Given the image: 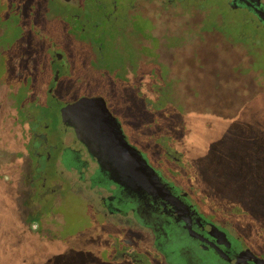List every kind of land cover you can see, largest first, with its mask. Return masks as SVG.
<instances>
[{
    "label": "rangeland",
    "instance_id": "1",
    "mask_svg": "<svg viewBox=\"0 0 264 264\" xmlns=\"http://www.w3.org/2000/svg\"><path fill=\"white\" fill-rule=\"evenodd\" d=\"M9 2L12 9L24 6L23 12L30 13L32 20L24 30L15 16L3 23L0 20V264H97L86 246L96 248L91 242L95 233L88 224L98 221L92 209L101 211L99 197L87 180L89 171L83 180L73 171H62L70 186L49 185L47 180L55 178L51 163H36L27 145L31 134L42 131L46 122L48 143L56 144L63 128L60 108L81 97L103 98L110 113L121 121L127 143L150 165L156 155L178 146L175 149L185 155L183 161L196 178L198 193L214 203L213 210L236 207V213L255 225L250 226L253 233L264 235L258 227L264 220V73L235 71L234 67L246 64L244 47L234 50L213 33L215 43L207 36L206 44L199 46L210 56L204 65L212 66L211 72H170L166 81L164 73L158 76L148 66L141 75L128 79L123 64L128 62L129 44L141 43L136 31L127 30L128 24L121 22L110 35L108 27L96 21L105 12L96 9L88 16L99 23L96 26L84 22L87 15L80 10L72 12L80 17L69 26L67 9L58 0ZM148 14L153 24L149 32L143 30L141 39L156 36L158 55L168 59L169 42H178L168 39L175 32L169 14ZM176 18L196 22L199 17L183 14ZM224 28L217 26L216 30L223 32ZM136 30L140 32L139 27ZM108 35L119 41L109 44ZM238 38L233 35L228 41L235 43ZM259 39L261 59L264 38ZM50 49L62 52V67L60 62L50 65ZM14 69L31 70L29 78L15 77ZM56 70L60 77L51 85ZM145 74H150V82L143 80ZM156 82L162 84L160 88ZM18 84L22 93L30 87L26 98L34 103L27 104L21 116L14 108L13 85ZM159 113L164 116L158 119ZM169 133L172 138L166 136ZM62 136L65 145L79 147L71 129H65ZM92 167L90 163V171ZM190 171L186 174L192 175ZM51 189L55 195L49 196ZM106 196L102 191L100 197Z\"/></svg>",
    "mask_w": 264,
    "mask_h": 264
},
{
    "label": "flooded vegetation",
    "instance_id": "2",
    "mask_svg": "<svg viewBox=\"0 0 264 264\" xmlns=\"http://www.w3.org/2000/svg\"><path fill=\"white\" fill-rule=\"evenodd\" d=\"M91 1L58 0V3L67 9L68 17L65 22L69 26L79 21L80 17L72 12L80 10L87 15L84 22L96 26L99 23L94 22L100 21L108 27L110 35L116 32L114 27L122 24L121 22L128 24L127 30L137 32L136 39L139 38L141 43L136 40L130 42L128 62L123 64L128 79L130 76L141 75V71L148 66L154 67L158 76L164 73L166 81H169L167 76L170 72L184 74L195 72L196 69L211 72L212 66L204 65L206 58L209 59L210 56L201 52L199 46L206 44L204 38L207 36L209 42L215 43L213 33L219 34L222 42L234 47V50L238 46L244 47L246 64L234 67L235 71L264 73V58H259L262 50L257 45L259 38H264V0H218V3H212V0ZM94 9L105 12L96 21L93 17H88ZM154 11L168 13L169 25L174 26L172 30L175 32H171L167 38L177 39L178 42H169L171 51L168 59L158 55L160 42L156 36L150 35V40H142L140 36L143 30L149 32L151 29L153 19L148 13L153 14ZM183 14L199 18L196 22H192L193 18H176ZM206 24L211 25L209 29L203 28ZM80 25L84 23L81 22ZM217 26L225 27L223 32L217 31ZM137 27L140 32L136 30ZM188 29L194 33L189 35L185 32ZM110 35L107 36L109 44L117 42V38L109 39ZM233 35L240 37L235 43L228 41ZM180 39L182 40L179 41ZM119 52L122 54L123 50ZM48 54L50 65L54 66L57 62H60L61 67L64 65V56L60 50L50 49ZM195 58L198 59L197 62ZM54 73L51 85L57 83L60 77L59 70ZM149 76L150 74H145L142 78L150 82ZM155 85L160 88L162 84L156 82ZM150 108L156 109L152 106ZM158 115V119L164 116L160 113ZM117 120L124 134L123 125ZM46 123L47 125H41L42 131L31 134L27 141L28 150L32 151L36 163H51L52 176L55 178L47 180L49 185L61 182L62 185L70 186V180L62 177V171H73L80 180L89 171L87 180L90 189L99 197L101 206V211L91 208L98 221L90 220L88 224V228L95 233L91 242L96 248L86 245L87 253L95 263L264 264V235L254 234L253 228L246 231L247 228L238 227L229 218H224L221 211L213 210L214 203L208 202L198 193L196 178L190 171L188 162L183 161L185 155L175 149L178 146L156 155L151 165L137 150L153 170L154 182L150 185H138L119 180L123 183L121 184L111 179V176L115 177L111 171V163L92 155L77 139L71 126L63 124V128L59 129L57 143L49 144L46 135L49 123ZM67 128L73 131L78 148L65 145L62 133ZM171 135L169 133L166 136L172 138ZM90 163L94 165L91 171ZM187 170L192 175L186 174ZM62 187H59V192ZM102 191L107 194L106 197H100ZM48 195H55L53 189Z\"/></svg>",
    "mask_w": 264,
    "mask_h": 264
},
{
    "label": "water",
    "instance_id": "3",
    "mask_svg": "<svg viewBox=\"0 0 264 264\" xmlns=\"http://www.w3.org/2000/svg\"><path fill=\"white\" fill-rule=\"evenodd\" d=\"M63 124L71 126L79 141L88 151L111 163L115 182H135L150 185L153 170L139 155L136 148L125 140L117 119L108 110L101 97H81L60 108ZM123 184V183H121Z\"/></svg>",
    "mask_w": 264,
    "mask_h": 264
},
{
    "label": "trees",
    "instance_id": "4",
    "mask_svg": "<svg viewBox=\"0 0 264 264\" xmlns=\"http://www.w3.org/2000/svg\"><path fill=\"white\" fill-rule=\"evenodd\" d=\"M45 3V0H43L42 4ZM0 12H2V16H0V20H2L1 22H5L6 19H8L9 17H13L14 16L16 17L15 20H18L19 21V27L21 28V30H24V28H27V24L28 22H30L31 19V14L30 13H25L23 12V8L25 9L24 6L22 7H14L13 9L11 8V4L8 0V2H4L3 0H0ZM17 4V3H16ZM18 5V4H17ZM26 10V9H25ZM7 23V22H6ZM113 40H115V38H113ZM14 60V59H13ZM14 62H16V58L14 60ZM31 70H15L14 69V72H12V74H14V76H24L25 80L27 78H29V72ZM14 88H16V91L14 93V108L15 110L17 111V114L20 115V113H23V110L25 109L26 105L27 104H32V106L34 105L33 102H27L28 98V95L31 94V91H30V87H28L25 91V93H22L19 91V89L22 87V85H13ZM26 86H30V85H26ZM25 86V87H26ZM22 94V96H21ZM31 98V96H29ZM35 100V99H34ZM21 116V115H20ZM231 208H227L226 210L224 211H221L223 213V216L224 218H229L233 224H235L236 226L238 227H245L247 228L246 231H249L251 229L250 226H255L253 225L252 223L248 222L247 223V220L244 219L242 217V213L241 214H238L236 213L237 211V208L236 207H233V206H229ZM261 227L262 229H264V220H261L260 223L258 224V227Z\"/></svg>",
    "mask_w": 264,
    "mask_h": 264
}]
</instances>
